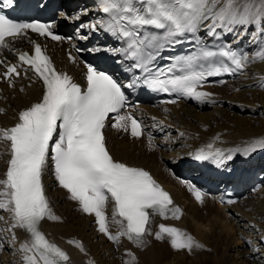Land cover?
<instances>
[{
  "label": "snow or ice",
  "instance_id": "snow-or-ice-1",
  "mask_svg": "<svg viewBox=\"0 0 264 264\" xmlns=\"http://www.w3.org/2000/svg\"><path fill=\"white\" fill-rule=\"evenodd\" d=\"M12 2L6 0L9 5ZM99 10L107 14V20L81 27H100L124 38L126 47L112 51L134 61L132 67L146 74L143 83L156 91L204 102L212 95L200 90L209 77L235 74L249 63L264 62V48L250 58L231 48L211 51L201 47L198 53L169 58L174 63L164 68L153 67L161 50L179 43V38L186 35L195 37L202 27L208 35H215L218 28L232 31L235 26L264 24V0H99ZM53 27L0 13V50L10 51V41L27 36L29 30L53 41L64 40ZM218 57L222 59L215 62ZM70 59L75 62V57ZM18 61L0 59L5 69L0 80L14 87L21 69L25 76L31 70L43 85L39 100L19 111L14 126L0 127V141L8 142L10 156L4 178L0 179V210L11 214L12 228L23 229L29 236L21 245L25 264H71L68 253L41 230L45 220L61 221L43 182L50 162L59 186L78 202L82 212L95 216L99 232L116 244L127 238L142 247L145 237L152 235L154 216L181 218V208L174 206L170 193L148 171L117 161L107 147L104 130L110 114H115L111 127L130 130L134 138H140L144 131L142 121L131 113L121 114L126 95L113 75L87 64L86 86L82 87L71 75L57 70L40 43H34V54L19 52ZM259 86L264 87V82ZM148 139L151 145L152 137ZM207 147L209 150L201 148L195 159H214L222 164L234 154L248 155L257 148L264 149V138L231 149L227 156L222 150L211 151V144ZM189 191L197 201L204 202L206 194L200 188L189 185ZM110 200L114 202L112 222L119 225L116 233L110 231L106 214ZM165 236L177 251L203 247L186 231L161 223L155 238L163 240ZM69 243L85 251L81 242Z\"/></svg>",
  "mask_w": 264,
  "mask_h": 264
},
{
  "label": "bare ground",
  "instance_id": "bare-ground-1",
  "mask_svg": "<svg viewBox=\"0 0 264 264\" xmlns=\"http://www.w3.org/2000/svg\"><path fill=\"white\" fill-rule=\"evenodd\" d=\"M85 1L87 0H62V4L66 5V10L73 18L68 22L69 26L75 25L76 20L84 21L83 25H91L101 20L98 11L93 10L89 2ZM262 28L264 24L235 26L227 33L233 41L242 40L250 52L249 55L253 57L264 48ZM79 31L87 34L89 39L94 38L97 44L109 39L106 31L100 27H80ZM81 41L78 39L77 43ZM17 46L18 43H12V47ZM68 70L76 79L80 78L79 68L71 65ZM262 78L264 62H252L247 66L244 75L235 81L221 87H208L205 91L212 95L207 101H196V104L192 105L178 103L158 107L143 106L146 115L159 119L163 124L164 127L159 123L154 124L160 132L172 133L171 136L153 139V143L159 146L157 152H150L146 145L148 138L132 140L129 136L116 135L110 131L109 145L116 159L150 168L171 190L175 204L184 209L180 219L154 216L150 225L152 235L145 237L144 246L137 247L127 238H122L119 244L109 241L99 232L95 216L80 211L77 203L57 184L51 171H46V193L61 221H43L42 230L46 236L70 251L71 264H131L128 260V253H131L129 251H133V256L140 264H160L161 249H165L163 245L170 240L167 236L163 240L155 238L159 224L163 223L186 231L193 235L195 240L212 249L213 257H205L211 260L209 264H264V189L252 193L248 199L235 205H220L212 197H206L200 205L194 202L187 189L169 174L171 168L179 172L193 170L196 164L194 155L201 148L209 150V144L213 145L211 151L222 150L227 156L231 149L243 148L253 140L264 138V87L259 86L264 82ZM3 89L5 93L4 96L0 94V109L4 111L0 112V127L14 126L17 121L15 110H23L39 100L42 92L38 80L29 71L27 76L23 74L15 80L14 87L4 81ZM217 102L224 106L217 105ZM237 111L257 116L240 117L236 114ZM248 157L253 158L254 163L264 161V149L257 148L248 155L237 153L231 160H225L233 170L244 166L242 162ZM9 158L8 142L0 141V179L4 178ZM113 208L114 202L110 200L106 214L111 217L110 231L116 233L119 225L112 222ZM11 225V214L0 210V243L5 244L0 264H25L21 245L29 236L23 229L12 228ZM72 240L81 242L85 251L81 252L75 244L69 243ZM159 243L161 245L156 246ZM170 252L171 256L167 253L170 257L163 264H181L183 260L204 264L205 258L187 250L177 251L172 248Z\"/></svg>",
  "mask_w": 264,
  "mask_h": 264
},
{
  "label": "rangeland",
  "instance_id": "rangeland-1",
  "mask_svg": "<svg viewBox=\"0 0 264 264\" xmlns=\"http://www.w3.org/2000/svg\"><path fill=\"white\" fill-rule=\"evenodd\" d=\"M220 103L219 102H217V105H219ZM221 106L223 105V104H220ZM224 106V105H223ZM236 114L237 115H239L240 117H245V116H250L251 114H248V113H242V112H240V111H237L236 112ZM244 114V115H243ZM251 116H257L256 114H254V115H251ZM191 235V234H190ZM193 236V235H192ZM197 241V240H196ZM199 242V241H198ZM200 244H202L203 245V247L202 248H195L193 251H191V253L192 254H194V255H198L200 258H205L206 257V255H212V249H210V248H208L206 245H204L203 243H201V242H199ZM158 245H161L160 243L159 244H157L156 246H158ZM155 246V247H156ZM163 246H165L166 248L165 249H161L162 251H161V254H160V256H159V263L160 264H163L164 262H166L167 261V259L171 256V252H170V249H172V247H171V244H170V240H169V242H166L165 243V245H163ZM129 250H131V249H129ZM129 252H131V251H129ZM133 252V251H132ZM164 253H165V256H164ZM167 253L170 255H167ZM185 253V252H184ZM212 257H213V255H212ZM130 262H132V263H134V264H140L139 262H137L136 261V259L134 260L133 259V257H129V259H128ZM128 261V262H129ZM129 262V263H130ZM203 262H204V264H209L210 262H211V260L210 259H204L203 260ZM131 263V264H132ZM183 263L184 264H195V263H190V262H188V260H183ZM183 263H181V264H183ZM201 263V262H200ZM200 263H197V264H200ZM212 264V263H211Z\"/></svg>",
  "mask_w": 264,
  "mask_h": 264
}]
</instances>
